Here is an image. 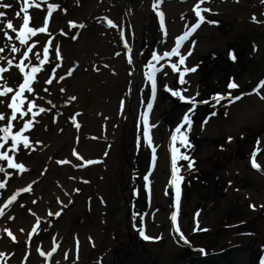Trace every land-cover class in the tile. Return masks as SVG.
Listing matches in <instances>:
<instances>
[{
    "label": "rangeland",
    "instance_id": "rangeland-1",
    "mask_svg": "<svg viewBox=\"0 0 264 264\" xmlns=\"http://www.w3.org/2000/svg\"><path fill=\"white\" fill-rule=\"evenodd\" d=\"M144 1L128 0L123 6L121 22L123 37L119 36L115 28L108 26L107 21L112 20L110 15L113 16L114 11L100 15L93 14L88 21V25L93 28L98 39L112 40L111 47L106 46L103 51H99L101 58L104 57L103 52L109 50L112 53L110 56L120 53L116 56H122L125 61L122 81L115 84L112 79L100 75L95 79L97 90L100 87L105 91L102 103L104 104L105 101L109 105L110 100L114 98L113 109L117 116L110 133L98 131L102 137L96 134L97 131H89L85 117L76 115L75 108L78 101L88 89L85 87L79 94L69 93L73 86L77 84L83 86L87 78L86 62L83 61L84 68L78 67L77 64L80 62H76V53L85 29L79 27L83 25V20L77 15L68 16L69 12L67 13L70 5H74L75 2L80 8L82 0H37L41 5L40 8L33 7L28 10L29 15L33 17L30 23L32 27L44 26L49 4L58 5V8L53 12L52 17L48 18L47 32H38L28 40L27 44H21L16 39L17 34L9 29L4 28L3 31H7L13 37L11 41L3 35V31H0V47L4 48V51L0 52V57H4L0 59V67L9 68L7 73L2 74L5 79L0 81V87L6 84L17 90L23 82V73L15 65L23 59L22 53L27 51L29 46L35 45L28 59L24 61L28 65L25 69L27 72L33 65L40 66V60L44 58L43 49L48 47V61L41 66V72L37 73V79L33 83L35 92L25 95L35 100L38 108L42 106L41 100L55 103L54 99H57L59 104H64L66 114L61 118L66 124L58 126L52 113L51 103L43 104L42 107L46 111L36 116L33 127L24 133L29 137L31 145L29 149L33 145V148L35 147L34 155L32 152H26L27 161L23 164L27 171L21 173L18 169L8 168L7 161L0 160V167L5 169V172H0V181H6L5 188L0 189V207L13 194L19 192L17 200L5 210V216L0 217V252L5 254L4 258H0V264H56L57 262L61 264H186L203 253L220 252L234 244L252 247L260 262L264 258V207H261L264 205V99H261V96H264V88L260 90V95L253 92L259 82L264 80V3H261V0H238V2L237 0H206L201 5V8H209L211 11L202 13L205 22L181 47L182 55H186L188 50L191 51L185 65L180 66L181 70L184 67H196L197 71L187 73L186 83L181 85L179 73H174L170 67L171 63L178 62V57H171L170 60L165 58L156 64L157 68H160L161 64L164 67L156 74L157 92L152 111L148 114L149 126L154 124L155 127H150L152 144L148 145L143 136L142 121V114L152 97L151 83L145 75L148 70L146 65L153 51L161 55L165 51H170L175 46L176 37L198 21L193 11L198 0H173L175 6L182 1L189 7L188 9L181 7L184 8L183 10L178 8V12L164 16L165 29L166 23H178L176 33L172 37L167 36V39L162 37L164 31L160 27L156 10L148 11L142 29H136L132 15L138 11ZM0 3L13 5L10 9L0 8V11L6 13L5 18H0L3 24H6L8 19H11L17 27L23 23V13L20 17L15 15L20 11L23 0H0ZM239 5L246 9L241 19L233 11L237 10ZM173 9L176 8L173 6ZM253 16L256 17L255 20ZM207 21H216V23ZM69 22H74L80 29L70 27ZM3 24H0V28H3ZM134 35H136L141 65L137 66V70L135 62L128 63L127 48L124 44L126 40L130 44H127L128 46L135 47ZM169 38L173 42H169ZM162 41L167 44L163 45ZM192 41L195 43L193 44ZM13 45L20 51L13 53L11 51ZM37 55L40 59L36 58ZM133 55L136 57L137 54L134 52ZM233 56L235 59H232ZM7 60H12L13 64L9 66ZM69 70L72 72L71 75H68ZM96 71L99 72V68L92 70V72ZM136 71L141 76L139 92L136 93L139 102L130 111L124 112L121 109V102L123 101L124 108L125 99L132 87L130 73ZM165 72L167 75H164ZM48 79H53V82L46 83ZM231 81L238 83L239 87L229 89L228 84ZM167 88L179 90L186 97H195V107L193 108L192 103L172 96ZM185 89L187 91H184ZM229 92L231 97L241 98L231 103H229L231 97L219 103L213 99L217 94L227 96ZM12 94L14 93L9 94L8 97H0L3 101L0 103V112L6 116H10L11 113L7 104ZM44 96H48V99ZM60 97L63 99L58 100ZM71 97L76 99L72 100ZM26 108L27 101L25 110ZM38 108L33 111H38ZM189 109L193 111L189 112ZM131 111L134 114L133 119L129 115ZM80 113L83 114V110H80ZM186 113L191 118V128L188 129L185 124L181 132L187 135L190 147L181 146L179 138L175 147L180 149V154H187L195 162L191 169L188 167V161L177 162L179 174L184 177L180 185L179 219L181 230L189 241L188 244H184L180 239L170 220L174 210L175 194L171 184L173 155L171 136L177 126L183 122ZM98 118L97 124L100 122ZM29 119H33L31 114L25 116L23 120L14 121L12 131H18L23 127L24 121ZM77 123L80 125L79 128L75 126ZM6 124V120L0 121V127ZM40 128L46 132L42 138L40 137L42 134L37 132ZM177 135L179 137V134ZM0 136H3L2 132ZM75 137L80 141L83 139L86 141L85 150L80 149L78 144L73 145L72 141ZM98 141L105 142L104 151L110 150L108 156L111 157L112 162L104 160L105 166L101 164V156L91 154L92 150H86L88 145L95 148ZM66 142L70 143L65 145ZM10 145L9 139L5 149L0 151L7 150ZM40 148H44L42 153L37 151ZM152 148L156 149L154 166ZM23 149H26L23 145L18 148V150ZM74 150L83 159L74 155ZM254 151L259 168L252 166ZM8 154L13 156L16 163H21V156L11 151ZM30 155L33 157L31 158ZM163 157L165 163L162 162ZM65 160L69 163H59ZM87 160L99 162L85 165L84 162ZM59 164L66 167L63 171L64 177L60 178L61 181L81 182L86 192L93 193V197L85 193L86 198L98 201L97 204L100 206L95 207L97 209L95 214L91 212L92 207H83L82 223L85 225L88 221L97 218L98 224H101L102 235V238L96 239L99 243L94 241L95 235L87 233L82 236L76 231L74 216H71L74 212L72 209L61 207L66 206L62 199L54 201V187H49L50 193L36 189L38 179L43 182L46 179L53 182L60 181L58 175H50L51 168ZM107 165L108 171L103 178L100 174L101 168ZM92 170L95 175L89 173ZM74 173L78 175L76 177L78 179L75 178ZM87 175L88 177L85 178ZM145 175L149 176L147 182L144 180ZM11 177L16 180H11ZM29 184L32 186L31 191H21ZM58 185L61 188L63 186L62 183ZM68 187L69 190L70 185ZM66 194L73 198L69 192ZM250 205H255V209ZM43 208L44 212L41 211ZM198 211L200 215L196 217ZM49 212L53 215H49ZM56 212H60L61 215L56 216ZM134 214L139 215H135L134 219ZM9 216L13 219H8ZM20 216L23 218L22 221L25 220V226H21L22 223L16 225ZM140 216L144 217L146 234L160 236L159 240L145 241L140 237L137 231L141 224ZM37 217L40 219L39 228L36 233H31V229L37 223ZM197 220L200 227L207 231H194ZM134 224L136 227L133 226ZM5 228L13 232L16 237L15 242L6 236ZM26 234H29L30 238L27 239ZM57 245H59L57 251L50 258L40 256L37 251V249L51 251V248ZM65 253L68 254L67 259ZM237 258L241 259V256L237 255Z\"/></svg>",
    "mask_w": 264,
    "mask_h": 264
},
{
    "label": "snow or ice",
    "instance_id": "snow-or-ice-1",
    "mask_svg": "<svg viewBox=\"0 0 264 264\" xmlns=\"http://www.w3.org/2000/svg\"><path fill=\"white\" fill-rule=\"evenodd\" d=\"M163 0H156V2L153 4V8L157 10V15L159 17V22H160V27L164 31V34L167 35V31L165 29V19H164V13L162 11H159V5L162 3ZM206 0H198V3L195 4L193 11L195 12L196 17H198V21L191 25L190 28H188L187 31H185L182 35L176 37L175 39V46L171 48L170 51H165L161 54H157L156 51H153L151 54V59L148 61V64L146 65V68L148 69L145 73L147 80L150 81L151 83V91H152V97L148 101L146 105V111L142 114V121L144 124V129H143V136L148 145L152 144V136L150 134V127H155V125L149 126L148 123V114L152 111L153 108V101L156 96L157 92V80H156V74L160 72L164 65L161 64L160 68L156 67V64L159 63L161 60L165 58L171 59V57H178V62L176 63H171L170 67L171 70L174 73H179V83L181 85L185 84V75L189 72H196L197 68L196 67H184L183 70H181L182 65H185V61L187 60V57L191 55V51L188 50L186 55L181 54V47L184 44L185 41L189 39V37L196 32V30L200 27L202 23L205 22V16L202 14L204 12H209L211 9L209 8H201V5L204 4ZM238 2V0H237ZM261 3H264V0H261ZM40 3L37 2V0H23L22 6L20 8V11H17L15 15L17 17L21 16V13H23V23L19 25L18 27L13 24V21L11 19L7 20L6 24H3V21L0 20V24H3V28H0V31H3L4 28L11 30L13 33H16V39L20 41L21 44H27L28 40L31 37H34L37 35V33H45L48 30V18H51L53 15V12L56 11L58 8V5L54 4H49L48 5V10H47V17L44 20V26L43 27H32L30 26V23L33 20V17L29 15V8H40ZM13 5L11 3H0V8L3 9H10L12 8ZM6 13L4 11H0V18H5ZM182 19L184 18L183 16L181 17ZM256 17L253 16V20H255ZM208 23H216V21H207ZM109 27H117V25L112 21L108 20L107 21ZM70 27H77V25L74 22H69ZM79 27L83 28L84 25H79ZM187 27V26H186ZM3 35L7 37L9 41L13 39L11 35L7 31H3ZM123 37V32L121 33ZM51 43V42H49ZM194 44L195 41H192ZM125 47L127 48V41H124ZM35 45L29 46L27 51L22 53L23 59L20 60L18 64L15 65V67L23 73V82L19 85L17 90H14L11 87H8L6 84L3 87H0V97H8L9 94L14 93L10 97V102L7 104V108L11 110L10 116H6L4 113L0 112V121H7L6 126L0 127V132L3 133V136H0V141H3L0 143V149H5V145L8 143L9 139L11 140V145L7 150L0 151V160L7 161V166L8 168L11 169H18L21 173L27 171L23 163H16L13 156H10L8 153L9 151L15 153L20 145H23L24 148H29L30 141L29 137L27 135H24L26 131L31 129L33 127V122L34 118L38 116L40 113H43L46 111L45 108L39 107L35 100L29 99L28 96L25 95V93L28 94H34L35 89L33 87V83L37 79V73L41 72V66H43L47 61H48V53L49 49L48 47H44L43 52H44V58L40 60V66H35L33 65L30 69V71H25V69L28 67L27 64H25V60L28 59L29 53L33 51V48ZM4 48L0 47V52H3ZM11 51L13 53L19 52L20 50L13 45L11 48ZM129 53L131 52V49H128ZM116 55H120V53H117ZM57 56H59V51H57ZM37 59L39 58V55L36 56ZM0 59H4V57H0ZM232 59H235V56L232 57ZM155 62V63H154ZM128 63L132 64V57L131 55L128 56ZM7 64L11 66L13 64L12 60H7ZM9 71L8 67H0V81H3L5 77L2 75L3 73H7ZM72 72L69 70L68 75H71ZM131 75V73H130ZM164 75H167L165 72ZM55 77L53 76V79ZM53 79H48L46 83L51 84L53 82ZM60 79H64V77H60ZM239 87L238 83L231 81L228 84L229 89H237ZM264 88V80H261L259 84L257 85L256 88L253 89V92L256 93L257 95H260V90ZM167 90L171 93L172 96L178 97L181 101H185L188 103L193 104V108L195 107V97H186L181 91L179 90H172L171 88H167ZM47 91V89H45ZM63 91V89H61ZM184 91H187L185 89ZM249 95L251 93H248ZM231 97V92L228 93L227 96L219 95L217 94L216 96L213 97V99L219 103L221 100L229 99ZM241 97L236 96V97H231L229 99V103L233 102L234 100H239ZM72 100H75L76 97H71ZM261 99H264V96H261ZM27 101V108L25 110V102ZM0 103H3L2 100H0ZM51 103V101H49ZM202 103H207V101H202ZM38 108V111H33V109ZM121 109L123 110V101L121 102ZM193 111V109H189V112ZM31 114L33 119L25 120L23 123V127L19 128L18 131L13 132L12 129L14 127L13 122L19 120H23L25 116H28ZM76 115H79L77 113ZM215 115V113H213ZM73 122L75 123V117H73ZM206 123V121H205ZM188 126V129L191 128V118L190 116L186 113L183 117V122L181 125L177 126L175 129V132L171 136L172 140V180L171 184L175 189V194H174V202H173V208L174 210L171 213L170 220L173 225L174 231L179 235L180 239L183 240L184 244H188L189 241L185 238L184 233L181 230V224H180V215H181V188L180 185L184 180V177L179 174V168L177 166L178 160H184L188 161V167L191 169L194 166V161L190 159V157L187 154H180V149L175 147L176 141L178 138L181 140V146L183 147H190V144H188L187 141V135L184 132H181V129L184 127V125ZM77 128L80 127V125L77 123L75 125ZM187 131V130H186ZM179 134V137L178 135ZM259 143V141H257ZM138 144H139V138H138ZM155 148H152L153 156H152V162L153 166L155 165ZM258 151V149H257ZM74 155H76L79 159H83V157H80L78 153L73 152ZM99 161H93V160H87L85 161V165H90L93 163H98ZM59 163H69V161H59ZM252 166L254 168H259L260 165L256 163V152L254 151L252 154ZM0 172H5L4 167H0ZM144 180L147 182L149 180V176L145 175ZM6 181H0V189L5 188ZM31 184L28 185V187L21 189L23 192H29L31 191ZM147 188V185H146ZM149 194H150V189H149ZM167 195V191L165 192ZM19 195V192L16 194H13L6 203L3 204L2 207H0V217L5 216V210L14 202L17 200V196ZM253 209H255V205H250ZM261 207H264V205H261ZM35 215V213H33ZM49 215H53V213L49 212ZM56 216L61 215L60 212L55 213ZM135 215L139 214H134V219ZM200 212L198 211L195 216L199 217ZM8 219H13V217L9 216ZM140 227L137 228V231L139 232V235L142 239L145 241L149 240H159L161 237L160 236H151L146 234L145 227H144V217L140 216ZM39 223L40 219L37 217V223L36 225L31 229V233H36L38 228H39ZM136 227V225H133ZM23 232V229H21ZM194 231H207V229H203L199 225V221H196V227L194 228ZM4 233L6 234L7 237L11 238L13 242L16 241V237L13 234V232L5 228ZM31 235V234H30ZM78 244V242H77ZM59 245L52 247L51 251H43L40 249H37L39 252V255L42 257H47L50 258L52 257L53 253L57 251V248ZM203 251V250H201ZM5 254L0 252V258H4ZM27 257H25L26 259ZM68 258V254L65 253V259ZM58 264V262H57ZM260 264H264V258L261 259Z\"/></svg>",
    "mask_w": 264,
    "mask_h": 264
},
{
    "label": "bare ground",
    "instance_id": "bare-ground-1",
    "mask_svg": "<svg viewBox=\"0 0 264 264\" xmlns=\"http://www.w3.org/2000/svg\"><path fill=\"white\" fill-rule=\"evenodd\" d=\"M67 1H70V0H67ZM127 1L128 0H95V1L94 0H82L80 8L77 6V4L75 2L74 5H72V4L70 5V7L67 11V13L69 12L68 16L75 17L74 15H77L78 18H81L83 20V25H84L83 28H85V29L83 31V35L81 38V45L78 48L77 53H76V56H77L76 62L77 63L80 62V63H78L79 65L77 64L78 67L84 68V66H83L84 62L83 61H85L86 62V69H87V78L84 81V85L80 86V84H77V85L73 86L69 93L77 92L79 94L82 92L83 89H85V87L88 89V91L86 90V93L78 101V104H77L75 109H76V114L79 113V115H78L79 117H81V118L85 117V119L87 120V121H85V123L89 124V131L90 130L97 131L96 134H99L98 133L99 130H100V132L103 131L106 133H110L111 129H113V127H114V121H116V119H117V116H116L114 109H113V106L115 105L114 98H112L110 100V102L108 103L109 105H107L105 103V101H103L104 104L102 103V98L104 97L105 91L103 89H101L100 87L97 90V86H95L96 76H98V75H100L101 77L105 76L106 78L112 79L113 82L115 84H117L119 81H122V79H123V72L125 70V61H123L122 56H120V57H118L116 55L110 56V54H112V53L109 50L103 52L104 57L101 58V54L99 51H103V49L106 46L108 48L111 47L112 40L103 41L101 39H98L97 36L95 35L94 31H93V28H90V25H88V21L93 14L94 15L95 14L100 15L103 13H110L111 11H114V15L113 16L110 15V17L112 18L114 23L117 25V27H115V29L118 31L119 36L122 37V35H121V33H122L121 32L122 11H123V6L127 4ZM154 1L156 2V0H145L143 2V4L141 5V7L138 9V11L132 15V20L134 21V24H136L135 26H137L136 29L141 30L146 13L150 10L151 11L155 10L153 8ZM214 3H215V1H214ZM72 6H73V9H71ZM173 6L176 9H173ZM181 7H185L186 9H188L189 6H187L182 1H181V4H179L178 6H175L173 0H163V2L160 3V5H159V11H162L164 13V16H165V15H168L169 13L172 14V13L178 12V10H179L178 8H181ZM183 9L184 8H181V10H183ZM100 11H102V13ZM233 11L238 15L239 19H241L243 17V15L245 14L246 9L239 5L237 7V10H233ZM166 24H167V28H166L167 35H165V34L162 35V37L165 39H167V36L172 37L176 33L177 26H178L177 22H174L172 24H168V23H166ZM75 29L78 30L80 28L76 27ZM163 41H162V44L166 45L167 43L166 42L164 43ZM168 41L171 42L172 39L169 38ZM207 41L209 43H211L210 40H207ZM136 42H137L136 35H134L135 47L133 45L128 46L126 55L127 56L131 55L132 61L136 63L135 66H136V70H137V66L140 67L141 65H140V59H139V53H138L139 52L138 45H136ZM127 44L130 45L129 43H127ZM128 49H131L130 53H129ZM134 52H135V54H137L136 57L133 55ZM98 59H100L101 61ZM94 68H99L100 71L99 72H97V71L92 72V70ZM111 69H112V72L110 73ZM131 77H132V87H131V91H130L128 97L125 99V102H124L125 103L124 108H123L124 112L127 110L130 111L131 108L133 106H136L139 102V96H137L136 93L139 92L138 86L141 82V76L136 71L135 73L131 74ZM46 95H48V92L46 93ZM44 97L46 99H48V96H44ZM59 99L62 100L63 97L58 98V100ZM54 100H56V102L54 103V101H52V103H51V107L53 108L52 113H54L56 124L58 126H62L63 124H66L61 119L62 116L66 115L65 109H64V104L63 103L59 104L57 102V99H54ZM40 102H41L42 106H44L43 104L45 102L47 104H50L47 100H41ZM55 105H56V107H55ZM80 110H83V114L80 113ZM58 114L60 116L59 118H58ZM98 115H101V116L99 117ZM129 115L132 119L134 118V114L132 111L130 112ZM122 117H123V115H122ZM97 118L100 121L99 124L96 123ZM37 132L42 134V136H40L41 138L46 134V132H44V130L42 128L38 129ZM99 135L101 136V133ZM78 136H79V134H78ZM72 142H73V145L78 144L77 146L80 149H84L86 147V141L84 139L80 141L79 138L75 137V139H73ZM68 143H70V142H68ZM68 143L66 142L65 145ZM104 143L105 142L98 141L95 145V148H92L91 145H88L87 149H86L87 151L92 150L91 154H93V155L96 154V155L101 156L100 159H101L102 165H104L103 164L104 160H106V162H112L111 157L109 158V156H108L110 150L107 149L106 151H104ZM33 146L31 147L32 150L27 148L25 150L23 149L24 152H22L23 150H17L15 152V154H17V156L18 155L21 156V163L25 164L27 161L26 152H32L33 155L35 154V147L33 148ZM45 147H47V145ZM43 149L44 148H40L37 151H39V153H42L44 151ZM56 154L59 155V153H56ZM33 155H30L31 158L33 157ZM31 158H28V159H31ZM162 162L165 163V157L162 158ZM65 170H66V167L64 165H62V164L55 165L51 168L50 175L51 174L58 175V178L60 180L61 177H64L63 171H65ZM101 170H102V172L100 174H102L103 178H104L106 172L108 171V165L105 168L102 167ZM93 171L94 170H92L89 173L92 175H95V173ZM74 172H76V171H74ZM39 173L40 172H38V174ZM74 176L76 178L78 175L74 173ZM87 177H88V175L85 176V178H87ZM76 179H78V178H76ZM11 180L15 181L16 179H13L11 177ZM103 181H104V179H103ZM58 183L63 184L62 188L60 185H58ZM65 183H67V185H65ZM13 185H15V183ZM69 185H70V189L68 190ZM49 187H52V188L54 187V194H53L54 201L56 200V202H57V200H59V198L62 199V201H64L66 203V206H61V207H66L68 209H72L74 214L76 213V215H74V214L71 215V216H74L73 218H74L75 228L77 229L76 231H79L82 234V236H85L87 233H89L90 235H92V234L95 235L97 238L93 236L94 241L96 243H99V240H96V239L102 238L101 231H100L101 224H98L97 218H96V220L94 218L93 220L88 221L87 224L84 225L82 223V220H83L82 213L84 212L82 209H84L86 207H92V208H90L91 212H92V214H95L97 212V209L95 207L98 208L100 205L97 204L98 201H96V199H93V198L91 199L89 197L86 198L85 193L87 195L89 193L86 192L82 183L77 181V180L73 181V183H71V182L69 183V180H65V181L60 180V181L53 182L50 179H46V181L43 182L40 179H38V182L36 184V189H40L41 192L42 191L43 192L48 191L50 193L51 191H49ZM66 192H69L71 195H73V198L70 197L68 194H66ZM89 196L93 197V193H90ZM79 210H81V211H79ZM41 211L44 212L45 209L43 208V209H41ZM89 214H91V213H89ZM22 219L23 218L20 216L19 222L16 221V225H20V223H22L21 226H25L26 222H25V220L22 221ZM79 225H81V226H79ZM82 229H84V230H82ZM26 235H27V239L30 238L28 236L29 234H26ZM58 264H61V263H58Z\"/></svg>",
    "mask_w": 264,
    "mask_h": 264
},
{
    "label": "water",
    "instance_id": "water-1",
    "mask_svg": "<svg viewBox=\"0 0 264 264\" xmlns=\"http://www.w3.org/2000/svg\"><path fill=\"white\" fill-rule=\"evenodd\" d=\"M238 250H245L248 252L250 264H260L256 257L255 250L245 244H235L220 252L203 253L186 264H239L233 258V253ZM114 252H117V250H114Z\"/></svg>",
    "mask_w": 264,
    "mask_h": 264
},
{
    "label": "flooded vegetation",
    "instance_id": "flooded-vegetation-1",
    "mask_svg": "<svg viewBox=\"0 0 264 264\" xmlns=\"http://www.w3.org/2000/svg\"><path fill=\"white\" fill-rule=\"evenodd\" d=\"M235 245V244H234ZM230 247V246H229ZM228 248V247H227ZM227 248H225V249H227ZM224 249V250H225ZM237 255H240L241 256V259H238L237 258ZM256 257H257V253H256ZM233 258H234V260L237 262V263H239V264H250V257H249V254H248V252L247 251H245V250H238V251H236V252H234L233 253ZM257 259H258V257H257ZM258 261H259V259H258ZM259 263H260V261H259Z\"/></svg>",
    "mask_w": 264,
    "mask_h": 264
}]
</instances>
